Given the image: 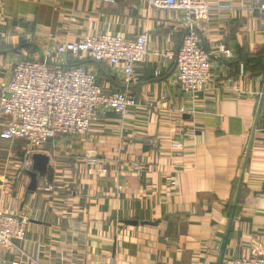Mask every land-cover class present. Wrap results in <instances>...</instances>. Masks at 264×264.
Returning <instances> with one entry per match:
<instances>
[{
  "label": "crops",
  "instance_id": "obj_1",
  "mask_svg": "<svg viewBox=\"0 0 264 264\" xmlns=\"http://www.w3.org/2000/svg\"><path fill=\"white\" fill-rule=\"evenodd\" d=\"M208 1L196 31L210 55L211 80L190 95L177 86L174 64L153 56L179 49V13L156 11L145 0H0V82L45 45L144 34L149 50L129 85L119 66H105L116 83L99 85L135 104L124 116L105 115L83 136L55 140L33 194L25 195L30 170L23 164L0 175V209L31 220L24 241L0 252V264L264 257V21L245 0Z\"/></svg>",
  "mask_w": 264,
  "mask_h": 264
},
{
  "label": "built area",
  "instance_id": "obj_2",
  "mask_svg": "<svg viewBox=\"0 0 264 264\" xmlns=\"http://www.w3.org/2000/svg\"><path fill=\"white\" fill-rule=\"evenodd\" d=\"M247 9L264 21V0H245ZM156 11L179 13L185 25L179 49L153 56L174 64L176 84L184 94H197L210 82V55L196 31L210 12L208 0H145ZM219 53H230L219 47ZM82 55L107 67H120L123 82L134 79V67L149 56L144 34L122 39L100 34L76 42L45 45L40 52L18 62L11 76L0 82V139L25 143L23 169H31L34 154L48 153L49 139L80 137L94 122L112 113L126 115L135 104L126 93H109L99 85L96 72L87 65H71L63 60ZM264 101V89L259 93ZM174 147H179L174 145ZM173 184V183H172ZM31 220L28 216L0 209V252H12L24 241ZM222 264H264V257H242Z\"/></svg>",
  "mask_w": 264,
  "mask_h": 264
},
{
  "label": "water",
  "instance_id": "obj_3",
  "mask_svg": "<svg viewBox=\"0 0 264 264\" xmlns=\"http://www.w3.org/2000/svg\"><path fill=\"white\" fill-rule=\"evenodd\" d=\"M53 148V140L49 139L47 149ZM31 169L27 172L29 184L26 188V196L35 192L38 184V179L46 177L48 173L49 157L46 154H34L31 157ZM126 225L135 227L138 225L136 221H127ZM141 226L148 225V223H141Z\"/></svg>",
  "mask_w": 264,
  "mask_h": 264
},
{
  "label": "rangeland",
  "instance_id": "obj_4",
  "mask_svg": "<svg viewBox=\"0 0 264 264\" xmlns=\"http://www.w3.org/2000/svg\"><path fill=\"white\" fill-rule=\"evenodd\" d=\"M24 148L25 143H22V141L6 142L5 145H0V175L5 172L8 174V169L12 166L15 167L17 163L23 164L24 152L22 149ZM19 151H22L20 156Z\"/></svg>",
  "mask_w": 264,
  "mask_h": 264
},
{
  "label": "trees",
  "instance_id": "obj_5",
  "mask_svg": "<svg viewBox=\"0 0 264 264\" xmlns=\"http://www.w3.org/2000/svg\"><path fill=\"white\" fill-rule=\"evenodd\" d=\"M73 56H68V62L66 64H68V66H71V65H92L96 68L97 72H98V76H97V79H98V82H99V79L102 80H106L108 82H111L112 84H115V79L113 76H111L109 74V72L107 71L105 65L103 64H100V63H97L89 58H86L84 56H82L81 58L79 59H71Z\"/></svg>",
  "mask_w": 264,
  "mask_h": 264
}]
</instances>
